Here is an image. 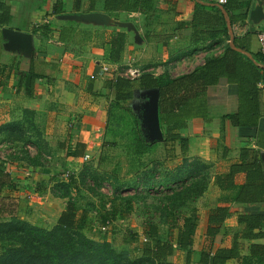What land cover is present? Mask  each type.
Returning <instances> with one entry per match:
<instances>
[{"label": "trees", "instance_id": "obj_1", "mask_svg": "<svg viewBox=\"0 0 264 264\" xmlns=\"http://www.w3.org/2000/svg\"><path fill=\"white\" fill-rule=\"evenodd\" d=\"M73 11H79L82 0H72ZM165 0H102V10L110 15L116 12H139V27L147 36L153 26L161 20L163 10L160 2ZM210 1V0H202ZM252 0H226L223 8L230 16L231 24L247 17L245 10ZM91 7L93 3L91 2ZM243 10V12H240ZM64 11V1L57 0L54 13ZM223 20L222 11L217 6H205L199 2L193 14V21ZM11 20L9 8L0 2V26L8 25ZM223 32L227 37L225 24ZM261 32L258 31L257 33ZM192 36V43L195 41ZM109 44V61L118 63L126 44V35L121 31L107 33ZM235 44V42H234ZM236 45V44H235ZM237 46V45H236ZM242 49H245L242 47ZM246 50V49H245ZM255 63L244 53L225 43L218 55L204 59L201 65L189 72L171 75L168 71L154 74L142 71L136 78L130 79L115 75L108 79L107 85L112 91L110 108L121 107L128 100L134 99L135 89H157L159 93L158 114L164 140L178 142L182 152L181 162L172 169L158 171L157 168L140 170L134 188L139 185L148 190L161 187L163 195L157 197L155 208L158 212L143 222L141 253L131 256L127 250H117L106 238L97 240L85 233L86 211L78 214L77 201L71 197L70 189L76 188V177H66L63 172L53 175L51 193L66 199V204L51 227H42L18 216V202L15 198L1 194V188L12 183L7 171L9 162L19 161L26 164L42 166L38 153L31 155L24 151L22 157L0 159V264H173L169 261L176 250L185 252V264H191L192 237L198 221L197 199L204 193L210 182L211 164L199 157H188V138L182 133L193 118H208V108L212 104L207 90L218 84H234L233 111L221 117L229 119L234 126L257 125L262 112L259 103V84H264V57L254 56ZM31 72V71H30ZM32 73V72H31ZM131 113V108L124 107ZM110 110L108 111V117ZM264 114V103H263ZM23 117L4 123L0 134L7 140L31 144L36 148L45 146L40 131L34 123V112L27 109ZM131 128L133 154L140 157L155 147L160 140L148 141L141 127L139 118L134 115ZM4 138V139H5ZM85 149L84 143L77 142L67 151V156H79ZM142 161H140V165ZM245 173V180L238 184L235 175ZM89 170L83 168L78 175L82 182ZM215 184L224 191L220 197L221 204L211 208L206 219L205 235L208 247L200 252V264H227L230 258L240 260V264H264V244L249 241L264 238V163L256 149L242 147L238 159L231 162L227 169L214 175ZM73 185L75 186L73 188ZM134 195L114 196L110 208L104 211L102 220L126 219L133 209ZM106 200L101 197L100 206L105 208ZM232 204L245 208L236 214L237 228L232 234L230 247L213 248L212 241L233 213ZM157 214V216H156ZM159 224H166L167 229H176L169 238L163 233ZM139 233L131 231L125 241L135 240ZM248 241L247 253L242 254L243 242Z\"/></svg>", "mask_w": 264, "mask_h": 264}, {"label": "crops", "instance_id": "obj_2", "mask_svg": "<svg viewBox=\"0 0 264 264\" xmlns=\"http://www.w3.org/2000/svg\"><path fill=\"white\" fill-rule=\"evenodd\" d=\"M63 1L64 11L58 14L54 13L57 0H0L11 15L10 23L0 26V124L20 119L27 109L34 112V117H40L46 134L52 135L56 128L63 130L64 124V129L69 128V131L65 133V141L59 143L60 147L68 151L77 142L85 145L82 155L72 156L75 161L81 162L85 153L92 155V148L101 143L105 134L112 99L107 81L112 77L97 75L101 64L108 63L115 70L131 55L157 57V73L168 71L175 76L191 71L207 57L220 54L225 43L230 45L231 42L259 64L254 56H260L257 32L264 31V17L254 23L249 16L256 0L244 11L247 17L232 24L220 0H165L159 4L163 10L161 20L147 36L135 34L134 26L139 25L142 17L139 12L110 15L102 10V0H82L80 10L73 11V1ZM197 2L221 9L227 37L221 19L193 21ZM94 12L106 13L109 18L104 22L84 18ZM5 27L30 33V51L10 46L2 32ZM111 31L126 35L118 63L109 61L106 36ZM192 36L196 39L194 43ZM235 88L234 84L224 83L209 86L207 94L212 104L208 108V118H193L182 130L188 138L186 156L199 157L211 164L212 173L207 189L200 196L205 199V206H197L199 216L192 237L191 264H200V252L208 247L205 228L209 210L221 204L220 197L228 193L215 184L214 175L237 160L242 147L258 150L264 163V90L259 93L262 115L257 125L234 126L229 119L221 117L233 111ZM50 135L47 137H52ZM58 170L51 163L34 167L25 162H9L7 171L12 183L1 188V194L16 199L19 217L32 222L34 215L44 210L49 216L54 214L55 224L66 204L64 198L51 193L53 175ZM244 180L245 173L235 175L236 183ZM32 206L34 212L31 213L29 207ZM244 208L239 204L230 206L233 215L225 222V229L214 237L213 248L232 245V234L238 227L235 217ZM257 209L264 210V206ZM249 242L264 244V238ZM249 242H243L242 254L247 253ZM177 253L170 256L169 261ZM227 264H240V260L230 258Z\"/></svg>", "mask_w": 264, "mask_h": 264}, {"label": "rangeland", "instance_id": "obj_3", "mask_svg": "<svg viewBox=\"0 0 264 264\" xmlns=\"http://www.w3.org/2000/svg\"><path fill=\"white\" fill-rule=\"evenodd\" d=\"M134 28L135 34L142 33L139 25H135ZM156 58H142L136 54L131 55L130 59L124 62L122 66H116V69L109 72L107 76L114 77L117 74L127 77L125 73L128 68H137L140 72L149 71L158 74V62L156 63ZM135 92V98L126 101L122 104L123 106L109 107L110 114L107 119L103 140L100 144L92 148L91 158L87 161H75L72 157L67 156V150L60 147L59 143L62 140L65 141V133L69 131V128L64 129V124L63 130L56 128L52 135L46 134L45 131L47 129L43 121H40V117L36 118L33 116L34 123L45 142L44 147H42V142L40 143L41 148H36L31 144H25V142L23 144L21 142H12L5 138L4 133L0 134V159L22 157L25 155L24 151L29 152L31 155L39 152L40 154H38L41 155L40 162L55 165L59 169L56 173L74 174V177H76L75 184L78 186L74 188L75 186L73 185L74 189H70V193L71 197L77 201L78 214H83V211H86L85 233L89 237L97 240L106 238L117 250H127L131 256H137L141 253L142 241L144 240L142 233L143 222L149 216L158 212L157 208H155L157 197L163 195L161 187L155 186L153 189L148 190L139 185L135 189L133 186L134 183L136 181H142L139 177L142 170L154 167L158 171L172 169L181 162L183 155L178 142L167 141L164 138L149 152L140 155V157L133 154L132 147L129 146L132 137L131 128L133 127V120L135 119L133 116L136 115L140 123H142L139 115L142 114V107L145 104L143 89L136 88ZM111 95L113 96L112 93ZM124 107L131 108V113ZM49 135L52 137H47ZM101 136L99 137L101 138ZM99 137L96 140H99ZM148 141L151 140L148 139ZM140 161H142L141 165ZM83 168L88 169L89 173L84 177L82 182L78 173ZM210 174H212L211 170ZM121 195H134L135 197L133 200V209L129 213V216L126 219L102 220L104 211L110 208V199L114 196ZM101 197L106 200L104 209L100 206ZM204 203H206L205 199H200L199 197L195 204L199 208H203L205 206ZM26 207H28V204ZM33 209L34 206L29 207L30 212ZM40 213L38 214L37 212L34 215L31 220L32 223L35 222L34 224L37 223L42 227H51L54 222V214L49 216L44 210L43 212L40 211ZM159 227L169 238H172L177 231L176 229H167L166 224H159ZM132 230L139 233L137 238L135 240L129 239V241H125L126 236ZM175 252L178 253L173 256L174 258L171 262L173 264H178V262L185 264V252L181 250H176Z\"/></svg>", "mask_w": 264, "mask_h": 264}, {"label": "water", "instance_id": "obj_4", "mask_svg": "<svg viewBox=\"0 0 264 264\" xmlns=\"http://www.w3.org/2000/svg\"><path fill=\"white\" fill-rule=\"evenodd\" d=\"M256 4L253 9L250 10V19L254 23H258L264 17L263 3L264 0H256ZM75 16V15H74ZM86 19L103 21L109 18L106 13H89L84 16ZM135 30V28H134ZM4 36L8 39L9 45L12 47H18L22 51L28 52L31 49V35L23 31H19L13 28H3L2 30ZM138 36V33H137ZM230 46L243 53L242 50L237 49L233 42ZM247 54V53H246ZM248 55V54H247ZM250 59L251 56L248 55ZM253 60V59H252ZM255 62V61H254ZM256 63V62H255ZM143 98L145 101L142 107V114L139 115L141 119V127L146 133L148 139L150 140H161L163 138V133L160 128L159 114H158V100L159 93L157 89H143ZM142 117V118H141Z\"/></svg>", "mask_w": 264, "mask_h": 264}, {"label": "built area", "instance_id": "obj_5", "mask_svg": "<svg viewBox=\"0 0 264 264\" xmlns=\"http://www.w3.org/2000/svg\"><path fill=\"white\" fill-rule=\"evenodd\" d=\"M222 3H225L226 0H220ZM258 39H259V43H260V53L262 54V56L264 57V31H261L258 33ZM113 69L111 68L110 64L108 63H104L101 64L99 67V71L97 73L98 76L104 77L107 76L109 72H111ZM140 71L137 68H128L126 73L127 74V78L133 79L136 78L140 75ZM95 75H91V77L93 78ZM260 89L264 90V84H259ZM91 158V155L88 153H85L82 157H81V162L83 161H87ZM66 177L68 176V173L65 174Z\"/></svg>", "mask_w": 264, "mask_h": 264}]
</instances>
